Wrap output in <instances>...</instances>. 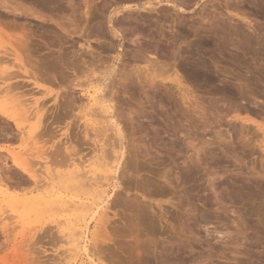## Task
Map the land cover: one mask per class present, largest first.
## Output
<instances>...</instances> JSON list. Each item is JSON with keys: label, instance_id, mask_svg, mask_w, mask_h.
Wrapping results in <instances>:
<instances>
[{"label": "rangeland", "instance_id": "rangeland-1", "mask_svg": "<svg viewBox=\"0 0 264 264\" xmlns=\"http://www.w3.org/2000/svg\"><path fill=\"white\" fill-rule=\"evenodd\" d=\"M103 1H107L110 9H113L116 5H133L136 0H97L98 5ZM158 1L160 0H151L156 8L150 12L151 19H161L163 13L171 15L163 23L152 20L155 24L152 26L162 31V36L158 37L157 32L154 35L164 44H134L128 40L120 41L119 44H98L100 42L92 40L90 49L85 47L86 44H83L84 47L82 44H74L76 50L83 52L85 60L91 59L93 53L95 60L100 59L98 63L94 61V65L99 66L102 61L103 65H109L118 71L116 73L119 80L110 95L113 97L111 113L106 115L113 114L123 131L121 142L122 147H125L123 151L126 152L122 159L126 161L128 171L121 179H116L114 172L109 175L111 178L112 174L111 179H102L98 187L101 193L97 194L102 195L101 197L94 196L93 192L87 193L86 187L81 184L84 178L82 180L80 176L81 179L74 178L73 182L66 181L63 184L59 179L57 183L54 182L53 194L42 198L35 197L36 192L30 193L34 186L33 180L12 168L10 157L6 158L7 161H0V264H112L113 260H109L107 254L98 257L97 253H101L107 246V251L106 248L102 251H111L110 255L116 248L115 253L120 255L119 249L127 242L134 244L137 239L139 243L146 244L145 247L148 246L151 252L160 253L157 256H167L170 264H264V0H184L181 4L183 10L178 12L172 6L161 5ZM0 2L9 5L11 0ZM8 7L11 9V4ZM3 9L0 7V18L11 23V12L6 13L7 8L5 11ZM174 18L183 19L187 30L186 38L177 36L178 25ZM26 20L31 24L38 22L33 17ZM4 24H0V51L5 54V57H0V73L11 66V38H15L11 26ZM197 25L206 28L218 25L219 38H214L209 29L196 32L194 28ZM241 36L243 39L239 38ZM245 36H248V42L247 37L244 39ZM171 38L178 41H167ZM198 39L213 42L196 47ZM237 39L241 40L240 45L236 42ZM74 40L76 43L82 42L79 38ZM138 40L144 41L142 38ZM32 41L35 45L30 44L29 56L37 59L41 72L43 50L39 46L42 42L37 37ZM193 52L201 54L206 61L208 77L203 75L204 72L200 77L188 78L186 69L191 67ZM62 70L65 74L68 73L64 84L56 71L58 79L50 84L43 79H37L36 84H32L23 75V81H17L20 87L17 84L14 88L16 92L10 89L11 81L15 85L19 78L11 79L0 74V109L8 108L11 112V107L24 104L29 108L34 98H39L40 101L46 98L43 107L47 112L50 111L46 115V123H51L46 128L50 134L55 135H50L49 141V133L43 134L47 138L37 137L35 118H27L19 112L21 115H16L20 123L15 141H11L10 136L11 130H14L11 120L0 116V146H8L6 148L10 152L13 149L14 154L19 156L21 153L20 156H25L37 152L40 144L45 145H41L42 148H47L51 143L57 147L62 145L63 148L64 145L75 143L79 145L75 147V154L73 152L78 170L83 173L88 168L94 169L95 178H100L99 168L93 161L94 156L100 152L101 142L96 141L95 131L91 127L98 128L102 120L100 115H86L89 102L85 93L98 87L97 82L91 80L93 84L87 87L86 77L89 72L82 76L78 73L82 87L71 90L66 85L74 74L68 69ZM51 72L52 70H48L50 76L54 74ZM175 73L179 75L180 84L168 79ZM19 74L22 78V74ZM221 86L227 90L230 87L227 95L225 92L224 95L215 92L214 89ZM21 91L28 93L22 94ZM48 91L51 93H47ZM11 93L20 97L17 102V97L14 98ZM56 93L58 97L54 102ZM70 95L75 96V108H69L66 114L60 105L66 104ZM63 101L65 103L62 104ZM56 103L59 106L53 107ZM88 123H91L90 127L87 126ZM111 128L109 126L108 136L111 134L109 137L118 141ZM85 131L89 132L87 136L84 135ZM67 137H71V140ZM116 140L115 147L119 142ZM81 141L83 142L80 143ZM105 148L110 153V148ZM1 155L7 157L9 153L2 149ZM35 161L33 168L42 182H39V190L45 194L50 186L47 185L49 181L42 170L44 161ZM56 164L45 165H50L53 173H61L64 166ZM78 180L81 181L79 187ZM64 194L76 202L75 206H70V210L58 198ZM56 195L57 198H54ZM118 200L120 203L122 200L121 205L114 206L112 202ZM125 205H132L135 211L132 212ZM72 207H78V210ZM82 207L89 211L86 212ZM100 243L105 246L98 245ZM83 245L88 247L87 253ZM117 245L121 248L118 249ZM99 248L102 249L98 251ZM88 255L93 262L89 263ZM126 256L122 253L119 256L123 260L122 264L128 263Z\"/></svg>", "mask_w": 264, "mask_h": 264}, {"label": "bare ground", "instance_id": "bare-ground-1", "mask_svg": "<svg viewBox=\"0 0 264 264\" xmlns=\"http://www.w3.org/2000/svg\"><path fill=\"white\" fill-rule=\"evenodd\" d=\"M4 1V0H3ZM130 1V0H129ZM131 1H135V0H131ZM186 1V0H185ZM28 3V4H24ZM132 2V3H133ZM260 2V1H259ZM131 3V2H129ZM157 3H160L161 5H169L172 6L176 12L183 10V7H181V4L184 3V0H160ZM8 4V2H7ZM11 4V9L10 7H8ZM188 4V3H186ZM9 5H6L5 2H0V7L3 9L8 10L4 11L6 13H9V11L11 12V23L6 22L4 20H2L0 18V24L1 23H5L4 25H9L11 26V32H15V38H11V66H7L5 69H3L1 71L2 74H4L7 78H16L18 77L19 79L16 80L15 85H13V81H11V91L14 90L15 87H17V84L20 87V80L23 81V75L26 77H28L32 82V84H36L37 79H43L44 81H46V83L48 82L49 84L51 82H55L54 80L56 79H61V82L63 83L66 79V75L63 72L62 69H64V71L70 70L73 74L74 77L68 79V83L66 85L67 88L69 86V88L71 90H74L75 88H80L82 87V82H80L78 80V76L79 74L84 75L85 72L87 73V71L89 72L87 74L88 77L87 81H86V86L89 87L90 84L92 85V81L93 82H97V86L93 89H91V91L87 90L85 93L87 94L88 97V101L89 105L87 106V112L86 115H94L95 117H97V115L101 116V126L97 127H91L92 130L95 131L94 133V137L97 138L96 141H100V148H99V153L94 156L95 160L93 161L99 168V172L98 176L100 178H95V174H94V169L88 168L87 170H84L83 173H81L76 165L75 162V158H73V152L75 154V147L78 145H75V143L73 145H71V143H67L68 145H64V147L62 148V145H60L59 147L56 146V144L51 143L47 146V148H42V146L44 147L45 145L40 144V147L37 148V152L35 153H29L28 155H25L27 153H23L25 156H20L22 155L20 153V155H16L12 152L13 149L8 150V146L6 147H2L0 146V150L4 149L7 150V152L9 153V155L6 156H0L2 159H0V161H7L6 158L10 159V165L12 168L20 171V173H24V175H28L29 177H31V179L34 182V186L32 187V189L30 190V193H34L35 197H42L44 198L46 195H52V188L54 187V182L57 183V181L59 179H61L59 182H61L62 184L64 182L70 181L73 182L74 178L77 179H81L80 176H82V180L84 178V180L82 181V185L84 184V186L86 187L87 193L88 192H93L94 196H98L101 197L102 195H97L101 193V190L98 189V187L100 186V182L102 179L106 180V179H111L112 178V174H111V178H109L110 173L114 172L113 174H116V179H121L123 177V174L125 172L128 171V167H127V163L126 161H124L122 158L125 155L126 151H123L125 149V147H122V142H121V138H122V133L123 131L121 130V128L119 127V123H117L116 120H114V115L113 114H109V116H107L106 114L111 113V109H112V96L111 92L113 90V87H115V84L118 82L119 80V76H117L118 71H116L113 67H109V65H103L104 63H102L101 61V65H94L95 63H98V61L100 60H95L93 58V53L91 54V59H89V63L88 59L85 60L84 57L82 56L83 52H79L80 50H76L77 48L74 47V44H82V46L84 47L83 44H86V48H89V44L91 43V41L93 40L94 42H100L98 44H119L120 41L123 40H128L131 43L134 44H164L160 42V39L158 37L162 36L161 32L159 30H157L156 28H154L152 26L153 21L155 20V22H159L162 21L165 22L169 17H171V15L167 14V13H160L161 19H151V15L150 12L155 10L156 8L154 7V5L152 4L151 0H136L132 6H135L132 9L131 5H121L119 6H114L113 9H110L111 6L108 4L107 1H103V3L99 4L97 3V0H11V3H9ZM185 5V4H184ZM128 6V7H127ZM113 7V6H112ZM161 7V6H160ZM258 7V6H257ZM262 7V6H259ZM260 9V8H259ZM159 10V9H158ZM165 10V8H164ZM262 10V9H261ZM189 11V10H188ZM135 12V13H134ZM161 12V11H160ZM152 13V12H151ZM6 15V14H5ZM176 16V15H174ZM181 16V15H180ZM33 17L34 20H36L37 23H29V21L26 20V18H31ZM173 17V16H172ZM159 18V17H158ZM179 18V16H178ZM178 18H174L175 19V23L178 25V34L177 36H181V37H185L186 38V25L185 23H183V19H178ZM181 18V17H180ZM173 19V20H174ZM153 20V21H152ZM172 20V21H173ZM203 21V20H202ZM218 21V20H217ZM160 23V22H159ZM202 24V23H201ZM215 24V23H214ZM155 25V24H153ZM175 25V24H174ZM191 25V24H190ZM196 25V24H195ZM225 25V24H224ZM157 26V25H156ZM211 26V25H209ZM215 26V25H214ZM209 27L206 28V26H195V31L198 32L199 30L202 31L203 30H207L211 32V34L213 35L214 38H219V27L218 25H216L215 27ZM189 29V28H188ZM221 29V28H220ZM226 31V30H225ZM157 32L158 39L156 38V36L154 35ZM195 32V33H196ZM190 33V31H189ZM225 33V32H224ZM238 33V32H236ZM200 34V33H199ZM203 34V33H202ZM226 34V33H225ZM230 34V33H229ZM206 35V34H205ZM208 35V34H207ZM221 35V34H220ZM233 35V34H232ZM239 35V34H237ZM236 35V36H237ZM12 36V35H11ZM191 36V35H190ZM235 36V37H236ZM243 36V35H242ZM239 37V38H242ZM250 36V35H249ZM13 37V36H12ZM38 38L40 40V42H42V44L39 46L41 47L40 49L43 50L42 51V63H40V68L42 69L41 72L39 69V65H37V59L33 58L32 56H29V51L31 49V45L30 44H34L32 43L34 38ZM164 37V35H163ZM173 37V36H172ZM203 37V36H202ZM223 37V36H221ZM226 37V35L224 36V38ZM232 37V36H231ZM247 37V38H246ZM253 37V36H252ZM251 37V38H252ZM75 38H79L80 40H82V42H75ZM139 38L144 39V41L139 42ZM162 38V37H161ZM178 38V37H177ZM184 38V39H185ZM213 38V39H214ZM237 38V37H236ZM246 38V41L248 42V36H245L244 39ZM250 38V37H249ZM169 39V38H167ZM180 39V38H178ZM178 39L176 40V38H171V40H167L170 43L175 40L178 41ZM182 39V38H181ZM228 39V38H227ZM243 39V38H242ZM222 40V38H221ZM224 40V39H223ZM229 41V39L227 40ZM234 41V39L232 40ZM241 40L237 39L236 42L238 43V45H240ZM244 41V40H243ZM245 41V43H247ZM251 40H249L250 42ZM253 41V40H252ZM260 41V40H259ZM212 40H207V39H198L197 42L195 43L196 47L200 46L201 44H209L212 43ZM220 42V41H219ZM230 42V41H229ZM235 42V43H236ZM256 42V41H255ZM258 42V41H257ZM192 43V42H191ZM194 43V42H193ZM234 43V44H235ZM236 43V44H237ZM240 43V44H239ZM262 43V42H261ZM232 44V43H231ZM235 44V45H236ZM248 44V43H247ZM250 44V43H249ZM253 44V43H252ZM233 45V44H232ZM237 45V46H238ZM246 45V44H245ZM81 46V47H82ZM228 46V45H227ZM236 46V47H237ZM242 46V45H241ZM34 47V46H33ZM215 47V46H214ZM240 47V46H239ZM248 48V46H246ZM250 47V46H249ZM37 48V47H36ZM91 48V47H90ZM89 48V49H90ZM137 48V47H136ZM184 48V47H183ZM219 48V47H218ZM111 49V48H110ZM140 49V48H139ZM147 49V48H146ZM198 49V48H197ZM37 51V49H35ZM106 50V49H103ZM191 50V49H190ZM196 52L197 50L194 49ZM202 50V49H201ZM245 50V48H244ZM5 51V50H4ZM32 52H34L33 50H31ZM83 51V50H82ZM87 51V50H86ZM89 51V50H88ZM87 51V52H88ZM94 51V49H93ZM134 51V50H133ZM137 51V50H136ZM146 51V50H145ZM157 51V50H156ZM188 51V50H187ZM192 51V50H191ZM211 51V50H210ZM40 52V51H39ZM85 52V51H84ZM90 52V51H89ZM138 52V51H137ZM181 52V51H180ZM249 52V50H248ZM182 53V52H181ZM192 52H190L191 54ZM86 54V53H85ZM89 55V53H87ZM136 54V53H135ZM134 54V55H135ZM140 54V53H139ZM142 54V53H141ZM5 54L2 53L0 51V57H5ZM27 55V56H26ZM35 55V54H34ZM124 55V54H123ZM144 55V54H143ZM142 55V56H143ZM156 55V54H155ZM39 56V55H38ZM41 56V55H40ZM96 56V55H95ZM139 56V55H138ZM190 56V55H189ZM26 57V58H25ZM88 57V56H87ZM90 57V55H89ZM186 57V56H185ZM192 57V64L191 67H189V69H186L187 72V76L189 79H194L197 78L198 76L200 77L201 73H204L203 75H205L206 77H208V65L206 63V61L202 58L201 54L198 53H194L191 56ZM143 58V57H141ZM159 58V57H158ZM2 59V58H1ZM40 59V58H38ZM105 59V58H104ZM136 59V58H135ZM102 60V59H101ZM128 60V59H127ZM94 61H96L94 63ZM137 61V60H136ZM148 61V60H146ZM191 61V60H190ZM104 62V61H103ZM108 62V61H107ZM39 63V62H38ZM43 64V66H42ZM6 66V65H5ZM211 66V65H210ZM31 67V68H28ZM148 67V66H147ZM59 68V71H57V69ZM86 71H85V70ZM48 70H52V72L56 71L59 73V75H61V77H58V75H55V72L53 75L55 76H50V74L48 73ZM145 70V69H144ZM153 70V69H152ZM185 71V69H184ZM98 72V76H96V73ZM210 72V71H209ZM0 73V74H1ZM19 73L22 74V78L19 77ZM57 73V74H58ZM69 73V74H72ZM79 73V74H78ZM121 73V72H120ZM45 74V75H44ZM4 75H2L4 77ZM148 75V74H147ZM21 76V75H20ZM43 76V77H42ZM86 76V75H85ZM202 76V75H201ZM1 77V76H0ZM58 77V78H57ZM68 77V76H67ZM72 77V76H71ZM181 77V76H180ZM205 77V78H206ZM210 77V75H209ZM2 78V77H1ZM186 78V77H185ZM211 78V77H210ZM162 79V78H161ZM169 81H173L176 84H180L181 80L179 78V75L177 76V73H175V75L173 77L168 78ZM199 80V79H198ZM212 80V79H211ZM19 83H18V82ZM29 81V80H28ZM59 81V80H58ZM85 81V80H84ZM201 81V80H199ZM43 82V81H42ZM128 82V81H127ZM186 82V81H185ZM242 82V81H241ZM245 82V81H243ZM27 83V82H26ZM59 83V82H58ZM154 83V82H153ZM157 83V82H155ZM190 83V81H189ZM194 83V82H193ZM197 83V82H196ZM30 84V83H29ZM64 84V83H63ZM85 84V83H84ZM96 84V83H95ZM240 84V83H239ZM28 85V84H27ZM48 85V84H47ZM52 85V84H51ZM245 85V84H244ZM22 86V85H21ZM25 86V84H24ZM85 86V87H86ZM243 86V85H242ZM55 87V86H54ZM125 87V86H124ZM179 87V86H177ZM232 87V86H231ZM9 88V87H8ZM22 88V87H21ZM92 88V87H91ZM116 88V87H115ZM193 88V87H192ZM230 88V87H229ZM229 88L227 90V88H222L221 87H216L214 90L217 93H221L223 94V92H228ZM235 89V87H233ZM242 88V87H241ZM53 89V88H52ZM233 89V90H234ZM238 89V88H237ZM236 89V90H237ZM16 90V89H15ZM14 90V91H15ZM20 90V89H19ZM29 90V89H27ZM32 90V89H31ZM39 90V89H38ZM37 90V91H38ZM43 90V89H42ZM256 90V89H255ZM254 90V92H255ZM13 91V92H14ZM191 91V90H190ZM238 91V90H237ZM243 91V89H242ZM241 91V92H242ZM257 91V90H256ZM7 92V90H6ZM12 92V93H13ZM16 92V91H15ZM22 92V91H21ZM19 92V93H21ZM27 91H25L26 93ZM100 92H102L101 95H98ZM248 92V91H247ZM11 93V95L14 97L15 95H13ZM22 92V94H25ZM28 93V92H27ZM26 93V94H27ZM38 93V92H36ZM47 93H51L50 91H48ZM45 93V94H47ZM64 93V92H63ZM8 94V92H7ZM66 94V93H65ZM70 94V93H68ZM210 94V93H209ZM216 94V93H215ZM234 94V93H233ZM251 94V93H250ZM253 94V93H252ZM257 94V93H256ZM18 95V94H17ZM20 95V94H19ZM58 94L56 93V95L53 97V99L55 100L54 102H56L57 96ZM64 95V94H63ZM188 95V94H187ZM196 95V94H195ZM224 95V94H223ZM227 95V94H226ZM24 96V95H23ZM191 96V95H190ZM194 96V95H193ZM17 97V96H15ZM14 97V98H15ZM62 97V96H59ZM68 97V96H65ZM196 97V96H195ZM230 97V96H229ZM254 97V96H253ZM20 97L18 96L17 98H15V101L17 99H19ZM75 96L73 97L72 95H70L68 97V99H66V104L65 101L62 102L63 105H60L62 109H64L65 113L66 111L70 108L73 109V106L75 108ZM189 98V97H188ZM236 98V97H235ZM23 99V98H22ZM28 99V97H27ZM30 99V98H29ZM48 99V98H47ZM50 99V98H49ZM63 99V98H62ZM78 99V98H77ZM42 101L39 100V98H34L31 107V110L24 104V106L20 105L18 106H13L11 107V112L9 110H7L8 108H2L0 109V116L10 119L11 120V125L12 127H14V130H11V141H15L16 139V135L17 133V129H19V123L18 122V118L16 117V115L18 114L19 116L21 114H24L28 117H33L35 118V125L34 128L36 135H38L37 137H43V134L46 133L48 134L49 131L46 128V126L48 127V125H50V120L47 125V114H49L47 109L44 106V102L46 101L44 99H41ZM60 100V99H59ZM196 100V98L194 99V101ZM18 101V100H17ZM16 101V102H17ZM24 101V100H23ZM61 101V100H60ZM192 101V100H191ZM31 102V100H30ZM197 102V101H196ZM23 103V102H22ZM47 103V102H46ZM43 104V105H42ZM59 104H61L59 102ZM193 104V103H192ZM28 105V103H27ZM41 105V106H40ZM86 105V104H85ZM196 105V104H195ZM33 106V107H32ZM58 103H56L53 107H58ZM193 106V105H192ZM17 107V108H16ZM49 107V106H47ZM77 107V106H76ZM154 107V106H153ZM199 107V106H198ZM229 107V106H228ZM45 108V109H44ZM86 108V107H85ZM200 108V107H199ZM244 108V107H243ZM13 109V110H12ZM60 110V109H58ZM215 110V109H214ZM264 110V109H263ZM69 111V110H68ZM212 111V110H211ZM244 111V110H243ZM21 112V114L19 113ZM220 112V111H219ZM64 113V114H65ZM113 113V112H112ZM67 114V113H66ZM73 114V113H72ZM217 115V114H216ZM67 116V115H66ZM259 116V115H258ZM20 118V117H19ZM61 118V117H60ZM65 118V117H64ZM166 118V117H165ZM170 118V117H169ZM1 119V118H0ZM31 119V118H30ZM46 119V121H45ZM51 119V117H50ZM100 119V118H99ZM179 119V118H178ZM3 120V119H2ZM7 122V121H6ZM55 122V121H53ZM60 122V121H59ZM68 123V122H67ZM10 124V123H9ZM91 123H88L87 126L90 127ZM70 125V124H69ZM109 126L112 127L111 129H113L115 135H117L116 137H118V141L116 139H112L110 138L107 131L109 130ZM258 126V125H257ZM1 128V127H0ZM3 129V128H2ZM71 129V127H70ZM51 130V128H50ZM73 130V129H72ZM88 130V129H87ZM13 131V132H12ZM70 131V130H69ZM83 131V130H82ZM6 132V131H5ZM74 132V131H73ZM79 132V130H78ZM81 132V131H80ZM155 132V131H154ZM33 133V132H32ZM30 133V134H32ZM52 133V132H51ZM87 131L84 132V135L87 136ZM16 134V135H15ZM54 134V132H53ZM154 134V133H153ZM22 135V134H21ZM24 135V134H23ZM35 135V133H34ZM33 135V136H34ZM48 141L50 138V135L52 134H48ZM90 135V134H89ZM46 137V135H44ZM55 135H52L51 137H53ZM70 136V135H67ZM72 136V135H71ZM91 136V135H90ZM93 136V135H92ZM121 136V137H120ZM156 136V135H155ZM4 137V136H3ZM23 137V136H22ZM26 137V136H25ZM24 137V138H25ZM43 137V138H45ZM47 138V137H46ZM67 138H71V137H67ZM77 138V137H76ZM92 138V137H91ZM68 139V140H69ZM79 139V138H78ZM90 138L88 137V140ZM17 140V139H16ZM43 140V139H42ZM47 141V139H44ZM62 140V139H61ZM71 140V139H70ZM81 140V139H80ZM79 140V141H80ZM115 140L118 142L117 147L119 148L118 150H115L116 146V142ZM23 141V140H22ZM63 141V140H62ZM66 141V140H65ZM74 141V140H73ZM76 141V140H75ZM78 141V140H77ZM68 142V141H67ZM83 141H81L80 143H82ZM93 142V141H92ZM178 142V141H177ZM20 143V142H19ZM18 143V144H19ZM66 143V142H64ZM79 143V142H76ZM87 143V142H86ZM85 143V144H86ZM22 144V143H20ZM47 144V142H46ZM127 144V143H126ZM34 145V144H33ZM42 145V146H41ZM93 145V144H92ZM167 145V144H166ZM178 145V144H177ZM79 146V145H78ZM85 146V145H84ZM105 146L110 148V153H107ZM124 146V145H123ZM81 147V146H80ZM23 148V147H22ZM78 148V147H77ZM124 148V149H123ZM28 149V148H26ZM88 149V148H87ZM128 149V148H127ZM25 150V149H24ZM94 150V149H93ZM108 150V149H107ZM120 150V151H119ZM128 151V150H127ZM26 152V151H25ZM30 152V151H27ZM75 156V155H74ZM35 159L42 160L44 161V165H43V171L46 173L47 177L46 179L49 181H47V185L50 186L49 190H46L45 194L42 190L40 189V184L39 182H41L38 177L39 175L36 173V169H34L33 167H35ZM77 159V158H76ZM126 159V157L124 158ZM35 161V162H34ZM128 161V160H127ZM47 163H51V165L57 163L60 164L62 166H64V170L61 173L55 174L53 173V169L50 167V165H45ZM82 163V162H81ZM56 164V165H57ZM83 164V163H82ZM3 165V163H2ZM8 165V166H10ZM38 165V164H37ZM5 166V165H4ZM42 166V164H41ZM55 166V165H54ZM59 166V165H57ZM6 167V166H5ZM40 167V166H39ZM61 167V166H60ZM37 168V167H36ZM128 168V169H127ZM10 169V167H9ZM40 170V169H39ZM38 170V171H39ZM41 171V170H40ZM42 171V172H43ZM80 174H79V172ZM14 173V172H13ZM19 173V174H20ZM40 173V172H39ZM6 175V174H5ZM19 176V175H18ZM41 176V175H40ZM114 176V175H113ZM4 177V176H3ZM8 177V176H6ZM80 177V178H78ZM97 177V176H96ZM10 178V177H9ZM21 178V177H20ZM24 179V178H22ZM21 179V180H22ZM26 179V178H25ZM28 179V178H27ZM29 179V180H31ZM41 179V178H40ZM57 179V180H56ZM4 180V179H3ZM8 180V178H7ZM20 180V181H21ZM115 181V180H114ZM81 181L78 180V187H79V183ZM119 182V181H118ZM1 183V182H0ZM24 183V182H23ZM32 183V182H31ZM42 183V182H41ZM102 183V182H101ZM113 183V182H112ZM124 183V182H123ZM126 183V182H125ZM14 184V183H13ZM44 184V183H43ZM115 184V182H114ZM118 184V183H117ZM116 184V185H117ZM138 184V183H137ZM143 184V183H142ZM30 185V184H29ZM45 185V186H47ZM73 185V184H72ZM115 185V186H116ZM127 185V184H126ZM125 185V186H126ZM212 185V184H211ZM16 186V185H15ZM74 186V185H73ZM81 186V187H84ZM114 186V185H113ZM120 186V185H119ZM138 186V185H137ZM10 187V186H9ZM12 187V186H11ZM10 187V188H11ZM30 187V186H29ZM43 187V186H41ZM76 187V186H75ZM84 187V188H85ZM129 188V186H127ZM136 187V186H135ZM140 187V186H139ZM144 187V186H143ZM24 188V187H23ZM28 188V187H27ZM58 188V187H57ZM25 189V188H24ZM43 189V188H42ZM55 189V188H53ZM61 189V188H60ZM67 189V188H66ZM71 189H75V188H71ZM145 189V188H144ZM63 190V189H62ZM68 190V189H67ZM76 190V189H75ZM61 191V190H60ZM127 191V190H126ZM59 192V191H58ZM57 192V193H58ZM244 192V191H243ZM27 193V192H26ZM71 193V192H70ZM147 193V192H146ZM187 193V192H186ZM234 193V191H233ZM232 193V194H233ZM236 193V192H235ZM64 196H67L64 194ZM64 196H58V198L63 200L64 205L67 204V207L69 206L70 210V206H75L76 202L71 199L70 197H66V199L64 198ZM109 196V195H108ZM239 197V195H236ZM57 198V195L54 197ZM242 198V197H241ZM59 199V200H60ZM94 199V198H93ZM188 199V198H187ZM243 199V198H242ZM56 201V200H55ZM54 201V203H55ZM119 201V200H118ZM114 201L112 203H114V206H119L122 203L120 201ZM41 202V201H40ZM57 202V201H56ZM125 202H129V201H124ZM183 202V201H182ZM192 204V203H191ZM101 205V204H100ZM111 205V204H110ZM113 205V204H112ZM128 205V204H127ZM135 205V204H134ZM54 206V205H53ZM78 207L80 205H77ZM126 206V205H125ZM65 206V209L67 208ZM77 207V208H78ZM88 207V206H86ZM92 207V206H91ZM111 207V206H110ZM129 210L135 211L132 207V205L126 206ZM138 207V206H137ZM136 207V209H137ZM57 208V206H56ZM74 209H77L75 207H72ZM83 208V207H82ZM107 208V207H106ZM126 208V209H127ZM141 208V207H140ZM189 208V207H188ZM81 209V208H80ZM86 209V212L88 209L87 208H83ZM125 209V210H126ZM78 210V209H77ZM84 211V210H83ZM89 211V210H88ZM192 211V210H191ZM194 211V210H193ZM85 212V211H84ZM94 212V211H93ZM92 212V213H93ZM137 212V211H136ZM147 212V211H146ZM91 213V214H92ZM147 214V213H146ZM90 215V214H89ZM95 215V214H94ZM207 215V214H206ZM209 215V214H208ZM85 216V215H84ZM128 216V215H127ZM93 217V215H92ZM103 217V215H102ZM90 219V218H89ZM204 219V218H203ZM103 220L106 221V219L103 218ZM208 220V219H207ZM89 221V220H88ZM149 221V220H148ZM198 221V220H197ZM203 221V220H202ZM104 222V221H103ZM139 222V221H138ZM136 224V223H135ZM142 224V223H140ZM76 226V225H75ZM131 226V225H130ZM86 228V227H85ZM69 229V228H68ZM45 230V229H43ZM71 230H73L71 228ZM130 230V228H129ZM47 231V230H45ZM105 231V230H104ZM103 231V232H104ZM69 232V231H68ZM81 232V231H80ZM129 232V231H128ZM127 232V233H128ZM47 233V232H46ZM99 233V232H98ZM122 233V232H121ZM124 233V230H123ZM132 233V232H131ZM74 234V233H72ZM104 234V233H103ZM110 234V233H109ZM125 234V233H124ZM129 234V233H128ZM42 235V234H41ZM46 235V234H45ZM122 235V234H121ZM127 235V234H125ZM76 236V235H75ZM74 236V237H75ZM78 236V235H77ZM104 236V235H103ZM106 236H108L106 234ZM138 236V235H137ZM69 237V235H68ZM109 237V236H108ZM127 237V236H126ZM125 237V238H126ZM102 238V237H101ZM111 238V237H110ZM109 238V239H110ZM129 238V235H128ZM136 238V237H135ZM77 239V238H76ZM36 240V238H35ZM78 240V239H77ZM111 240V239H110ZM134 241V240H133ZM136 242H134V244H130V242L126 245H124L123 248L118 247V245L116 246L119 249L120 255L121 253L123 255H127L129 257L126 256V260H129L128 263L126 264H168L170 261L167 259V256H157L159 254H155L153 252H151V249H148V246L145 247V245L143 243H139L138 239L135 240ZM115 241H113L114 243ZM126 242V241H125ZM77 243V242H76ZM94 243V242H93ZM97 243V242H96ZM112 243V244H113ZM106 244V243H105ZM108 244V243H107ZM116 244V243H115ZM118 244V243H117ZM94 245V244H93ZM97 245V244H96ZM98 245H103V243L98 244ZM109 245V244H108ZM111 245V244H110ZM122 245V243H121ZM154 245V244H153ZM155 246V245H154ZM92 247V246H91ZM94 247V246H93ZM99 247V246H98ZM101 247V246H100ZM107 247V246H106ZM104 247L99 248V250H105ZM112 247V246H111ZM156 247V246H155ZM87 248L85 245H83V249L84 251L87 253ZM90 248V246H89ZM154 248V247H153ZM152 248V249H153ZM117 249V250H118ZM101 250L97 253L98 257L103 256L102 254H107V258L110 260H113V263H121L123 262V260L121 261V258L119 257L120 255H118L115 248V251L110 253L111 251H108V253H105L104 251ZM114 250V249H112ZM155 250H157L155 248ZM94 251V249H93ZM107 251V248H106ZM166 251V250H165ZM91 252V251H90ZM160 252V251H159ZM93 254V252H91ZM99 253L101 255H99ZM158 253V252H157ZM167 253V252H166ZM104 255V256H105ZM95 256V255H94ZM96 256V257H97ZM171 257V256H170ZM88 258L90 259L89 263L93 262V260L91 259V257L88 255ZM103 258V257H102ZM106 258V256H105ZM129 258V259H127ZM111 260V261H112ZM125 260V259H124ZM171 260V259H170ZM173 260V259H172ZM169 261V262H168ZM125 262V261H124ZM83 263V262H81ZM112 263V264H113ZM176 263V262H174ZM122 264V263H121ZM170 264V263H169Z\"/></svg>", "mask_w": 264, "mask_h": 264}]
</instances>
